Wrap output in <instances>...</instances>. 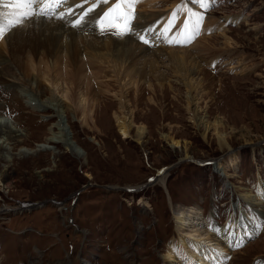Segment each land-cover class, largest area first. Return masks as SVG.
<instances>
[{
    "label": "rangeland",
    "instance_id": "1",
    "mask_svg": "<svg viewBox=\"0 0 264 264\" xmlns=\"http://www.w3.org/2000/svg\"><path fill=\"white\" fill-rule=\"evenodd\" d=\"M158 1L157 8L137 6L135 21L145 10L168 15L181 0ZM73 2L75 7L81 0H69L57 11L67 12ZM0 8L5 17L15 11L8 0ZM103 9L96 8L92 17ZM66 17L67 23L54 20L74 29L73 17ZM204 17L202 28L210 20L225 26L201 32L187 46L156 39L149 47L135 36L123 38L139 44L134 42L133 68L90 67L84 55L78 65L88 66L81 74L94 79L80 77L76 86L63 79L72 70L67 60L57 64L44 51L36 59L24 53L28 66L15 68L9 35L19 27L6 32L0 60L12 62L27 82L36 79L62 100L70 88L73 100H64L63 115L78 154L64 143L46 144L56 117L32 111L18 89L0 83V115L17 121L24 132L21 143L8 147L9 160L0 159V176L8 172L7 185L0 184V264H165L179 237L175 213L192 208L212 217L207 228L251 233L227 264H264V0H216ZM62 29L59 34H71ZM82 32L77 35L87 36ZM110 35L99 33V45ZM146 47L150 51L143 58ZM164 48L196 58L190 79L171 72L170 51ZM157 52L163 65L153 68L147 63ZM84 99L92 115L75 107ZM121 118L131 122L128 138L120 132ZM218 136L226 138V148Z\"/></svg>",
    "mask_w": 264,
    "mask_h": 264
},
{
    "label": "bare ground",
    "instance_id": "2",
    "mask_svg": "<svg viewBox=\"0 0 264 264\" xmlns=\"http://www.w3.org/2000/svg\"><path fill=\"white\" fill-rule=\"evenodd\" d=\"M160 2L161 1L156 2V0L155 1L142 0V2H140L137 6H144L145 8H157L160 7L159 6ZM180 3L181 1L174 4V6L172 7V12ZM71 6L72 7L74 6V2ZM6 7L7 6H5V8ZM107 7L108 6H106V9ZM191 9L193 11L202 10L197 4L196 7L193 6ZM14 10L15 11H13L10 15L6 17L3 14V16L5 17L4 18L5 24H7L8 21L11 19L18 18L20 10L17 9L16 7H14ZM77 10L78 12L82 11V9L80 8L75 9V11ZM0 12H2L1 8H0ZM145 12L147 14L145 13L146 15L144 14L143 16L140 15L138 20L135 21L134 25L136 27H147L148 25H153L157 27V30L159 32L163 33L164 29L167 27V20L170 13L168 15H165L161 11L155 12L152 10H147V11L145 10ZM66 19L67 17L65 16L63 23H67ZM204 19L206 18L204 17ZM227 19L228 17L226 18V21ZM229 19L230 21H232L231 18ZM181 21H182V17L177 20L178 26L181 24ZM93 24L94 23H87L82 28L69 29L68 27L63 26L61 22H55V20L28 21L27 24L19 27L17 30L13 31L12 34L9 35L8 54L10 56V60L13 63L7 61V59L0 60V83H7L8 85L12 84L13 88L18 89L22 93L23 96L22 98L26 100V103L29 105L32 111L46 112V113L51 111L53 116H50V118L56 117L57 121L50 130L51 137H49L46 140L47 142L46 144L52 145L54 143L55 144L64 143V145H66L70 149V151L74 153L76 149L74 145L71 144L70 142V136L66 126V124L69 125V121L66 120V118L63 115V111L66 108L68 109V106L66 105L64 100L65 99L68 101L73 100V94L72 92H70V88H68L69 89L68 92L62 95L65 97V99L62 100V98L60 99L53 92L48 94L47 89H45L43 85L41 84L39 85L38 84L39 81L37 83L36 79L33 80V83L27 82L26 79L22 77L21 73H19L18 70H16L15 68H18L20 70L28 66V64L26 65L22 61V57L24 56V53L29 52L36 59L38 58L40 51H44L46 58H50V57L52 59L57 58V61H55L57 64L59 63L60 58L61 60L66 59L69 66L72 67V70L70 72L67 70L66 77L63 78L68 86H70L69 84L75 86L79 85V83L82 84V82L80 81L78 82L80 77L82 78L85 77L87 79L91 77L89 79H94L92 78V75L88 77V75L86 76V74L84 73H83L84 75L81 74L84 71L83 68H86L88 66L87 65L84 67L83 65L81 66L78 65L80 58H83L82 62L83 61L85 62L86 58H84V55L85 57L87 56L89 60L88 64L90 65V67L92 66L95 67L96 64H101V65L113 64L114 69L117 70L120 66L126 68L128 64L127 67L133 68L136 65L135 62L136 57H134L133 59V53H134L133 49H134L135 41L130 40L128 38V40L126 41L124 40L125 42H122V39L110 35L107 39H105L107 43L99 45L100 42H97V37H100L98 36L100 32L97 30L95 25L92 26ZM224 26H225L224 24L221 23L215 24L214 22H212V20H210V22L209 21L206 22V24L202 28L201 35L207 34L208 32H212L215 30L223 29ZM51 27L55 28L56 30L51 29ZM63 27L64 29H66L65 30L66 32H71V34L69 35L67 33L59 34L57 29L61 30ZM83 30H86V32L84 33H86L87 36L82 37L77 35L79 33H83L82 32ZM46 31H48L49 33L48 35L45 34ZM174 35L175 33L170 34L169 37H172ZM90 36L95 37L96 39H94L93 42H89V41L87 42V37ZM43 37L45 38L43 39ZM135 43L136 45H139L137 42ZM147 48L148 47H146V49ZM104 49L106 53L104 52ZM164 49L170 51L168 55L172 63L171 72H173L175 76L183 77V78L185 76L188 77V79H190V76L193 74L189 66L193 65L196 58L190 56L188 52L178 51V50L171 51L170 48H164ZM149 51H150L149 49L144 50L141 53V56L145 58L146 55L149 54ZM208 52H210V50H206V53ZM162 55L163 54L157 52V55L153 56L154 60H152V63L148 62L147 64H149L153 68L163 65V63L160 62ZM11 63L15 64V68L13 65H11ZM69 66L67 67V69L69 68ZM110 67H112V65H110ZM152 67L150 68L153 70ZM144 71L146 70L142 69V73ZM94 75L97 74L95 73ZM90 81L87 80L86 82L89 87L90 84L92 83ZM190 82L185 80L184 85L186 84L187 87L191 86V90H192L194 89V87ZM35 83H37V87L35 86ZM84 100H85V104L81 103L78 107L77 106L75 107L77 109H80L83 115L85 114L92 115L93 110H91V108L88 107L89 106L88 103L86 104L87 100L86 99ZM77 109H75L76 112ZM118 122H119L120 132L124 135V137L126 138L130 137V130L132 127V125L130 124L131 122L126 121L125 118L119 119ZM221 125L222 123H220L219 121L218 123H215L214 129L216 133L219 132V128ZM209 129L210 127L207 128L206 130ZM143 132H145L144 128H140L138 131L137 137L139 142H142L143 140V136H142ZM23 137H24V132L20 128V125L18 124L17 121L0 115V159L1 160L2 159L9 160L8 155H10V148L8 147H10V145H15V144L17 145V143H21L23 141ZM218 137H219L220 146L226 148L227 147L225 142L226 138H224L223 136H218ZM178 145L179 142H174V146H178ZM22 153L26 154V152L24 153L23 151ZM234 163L235 162H232L231 164L228 165L232 166L234 165ZM214 165L218 169V166L216 164ZM7 175L8 172L5 171L0 176V184L2 185L1 187H5V185H7V180H6ZM161 178L162 177L158 178V180L159 182L163 183L164 179ZM0 192H2L1 188H0ZM177 212L178 213H175V215L177 216V220L179 221L177 228V233L179 234V237H177L178 239H176L173 242V244L170 246L168 255L165 257V262H166L165 264H227L228 258L230 257V254L233 253L232 250L235 248V247H231L230 244H235L237 241H245L248 238V236L251 235V233L245 234L243 232H238V233H233L230 231L224 232L222 230L223 228H218V226H214V225H210L211 228H207L205 226L206 224L210 223V219H212V217L210 216L208 219H206V217L202 215L203 213L201 211L199 212L197 208H192L190 210H180ZM1 213H3V211H1ZM213 228L221 229V230L218 232H214L212 231ZM174 259L175 261H173Z\"/></svg>",
    "mask_w": 264,
    "mask_h": 264
},
{
    "label": "snow or ice",
    "instance_id": "3",
    "mask_svg": "<svg viewBox=\"0 0 264 264\" xmlns=\"http://www.w3.org/2000/svg\"><path fill=\"white\" fill-rule=\"evenodd\" d=\"M5 0H0V6L4 5ZM9 4L20 10L16 19H11L7 24L4 23L3 13H0V40L5 38L7 31L20 27L24 21H51L65 19V16L73 17L71 27L82 28L86 23L93 22L97 30L102 34H111L117 38L123 39L128 36H135L139 42L149 47L154 46L155 40H164L169 45L180 44L187 46L197 36L200 35L204 23V12L208 10L211 4L216 0H181L175 10L169 14L167 27L163 33L157 30L156 26L136 27L134 21L137 19L136 8L142 0H116L114 6H110V0H81L75 4V8L82 11L76 12L73 7H69L67 12L57 11L69 4V0H8ZM189 3L199 5L204 11H193L188 8ZM85 4H90L85 7ZM108 6L107 10H102L92 17L96 8ZM182 17L181 24L177 25V20ZM176 28L174 36L169 37L167 33ZM154 37V38H153ZM153 179V178H150ZM221 229L213 228L212 231L218 232ZM228 232L225 226L222 229ZM231 247H243L241 241L230 244ZM259 264V262H258Z\"/></svg>",
    "mask_w": 264,
    "mask_h": 264
},
{
    "label": "water",
    "instance_id": "4",
    "mask_svg": "<svg viewBox=\"0 0 264 264\" xmlns=\"http://www.w3.org/2000/svg\"><path fill=\"white\" fill-rule=\"evenodd\" d=\"M154 182H152V184H153Z\"/></svg>",
    "mask_w": 264,
    "mask_h": 264
}]
</instances>
